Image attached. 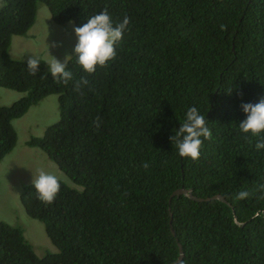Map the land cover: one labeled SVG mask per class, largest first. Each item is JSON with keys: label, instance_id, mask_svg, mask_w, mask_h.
Instances as JSON below:
<instances>
[{"label": "trees", "instance_id": "obj_1", "mask_svg": "<svg viewBox=\"0 0 264 264\" xmlns=\"http://www.w3.org/2000/svg\"><path fill=\"white\" fill-rule=\"evenodd\" d=\"M3 1L0 86L27 94L0 106V162L17 143L13 120L58 94L60 120L28 144L66 179L50 205L32 183L21 194L58 251L40 257L20 227L0 222V264H172L179 243V264H264V200L235 199L264 183V150L239 129L241 105L264 99V0ZM39 2L58 23L82 26L104 9L114 26L130 18L116 58L89 74L74 56L68 85L44 59L30 75L9 49L34 25ZM82 77L81 95L74 82ZM192 106L212 132L198 160L180 157L170 139ZM180 187L230 204L172 197Z\"/></svg>", "mask_w": 264, "mask_h": 264}, {"label": "rangeland", "instance_id": "obj_2", "mask_svg": "<svg viewBox=\"0 0 264 264\" xmlns=\"http://www.w3.org/2000/svg\"><path fill=\"white\" fill-rule=\"evenodd\" d=\"M4 1L0 0V7ZM74 21L56 22L48 8L38 3L34 25L25 35L12 37L9 55L18 60L27 61L37 56L50 62L53 57L64 62L75 56L74 47L77 37ZM59 45L53 47L52 45ZM27 92L0 86V106H10L25 96ZM61 118L58 94H50L34 104L20 118L13 120L18 139L15 147L0 162V222L20 227L24 235L40 257L55 253L58 248L46 233L45 224L30 217L21 202V194L33 181L38 169L56 175L58 179L66 177L58 165L49 158L40 147L30 146L32 137H42L45 131Z\"/></svg>", "mask_w": 264, "mask_h": 264}, {"label": "clouds", "instance_id": "obj_3", "mask_svg": "<svg viewBox=\"0 0 264 264\" xmlns=\"http://www.w3.org/2000/svg\"><path fill=\"white\" fill-rule=\"evenodd\" d=\"M130 18L127 16L122 22L113 24L112 18L107 9L101 13L90 17L87 23L74 28L77 37V43L74 47L77 63L81 68L89 73L96 72L97 67H106L108 62L116 58V45L123 39L124 32L128 29ZM225 25H221V29H225ZM53 47L59 45L53 44ZM71 56H67L64 62L57 58L48 62V71L54 80L59 84L68 85L73 82V73L67 70V60ZM27 68L30 75H36L40 65V58L32 56L27 60ZM89 84L86 78L75 80L74 89L82 95V88ZM246 119L239 125V129L243 133H251L257 137L255 143L256 150H264V99L258 103H244L241 105ZM98 129L101 121L97 118L93 122ZM175 136L170 137L175 148L178 150L180 157L198 160L200 157V149L204 140L212 138V132L207 127L206 119L200 114L195 106L188 108L186 119L182 126L175 130ZM203 138V139H202ZM144 169H148L150 164L144 162ZM33 187L39 199L46 206L54 202L60 192L61 184L56 175L50 174L43 169H38L33 174ZM255 196L259 200H264V183L259 184L252 191L241 190L235 195L236 200L248 199ZM260 212L255 214L259 218Z\"/></svg>", "mask_w": 264, "mask_h": 264}, {"label": "water", "instance_id": "obj_4", "mask_svg": "<svg viewBox=\"0 0 264 264\" xmlns=\"http://www.w3.org/2000/svg\"><path fill=\"white\" fill-rule=\"evenodd\" d=\"M181 195L188 196V197L192 198L193 200H197V201H210V200H214V199H219L221 201H224L226 203H229L227 201V199L223 195H221V194H216V195L211 196V197H198V196H196L193 193V190L192 189L185 188V187H180V188L176 189L175 191H173V193H172V197L173 196L179 197ZM179 247H180V255H179L178 259L174 263H172V264H179L182 261V259L184 258L185 252L183 250V246H182L181 243H179Z\"/></svg>", "mask_w": 264, "mask_h": 264}]
</instances>
